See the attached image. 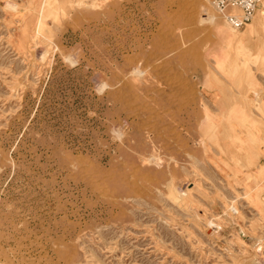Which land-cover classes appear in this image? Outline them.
<instances>
[{
  "label": "rangeland",
  "instance_id": "1",
  "mask_svg": "<svg viewBox=\"0 0 264 264\" xmlns=\"http://www.w3.org/2000/svg\"><path fill=\"white\" fill-rule=\"evenodd\" d=\"M246 29L212 0H0V264H264Z\"/></svg>",
  "mask_w": 264,
  "mask_h": 264
},
{
  "label": "crops",
  "instance_id": "2",
  "mask_svg": "<svg viewBox=\"0 0 264 264\" xmlns=\"http://www.w3.org/2000/svg\"><path fill=\"white\" fill-rule=\"evenodd\" d=\"M261 11L264 12V2H262L261 7L256 14L259 15ZM247 26H249L248 29H246ZM247 26L243 29H246L245 33L248 32L251 35H254L253 37H255V39L253 38L254 40L252 41L253 47L255 48V51L260 54V58L262 59L264 58V38L260 37H263L264 23L261 21L256 23L252 22ZM255 33H257V36H255ZM257 70L258 71L254 72V75L251 78L254 92H252L249 97L255 106L250 110V125L253 129L252 134L258 136L259 141L264 143V64L260 65ZM242 96H244V93H242ZM243 110L246 112L245 109ZM245 125L246 124H244V126ZM257 163L261 174L260 176L264 179V156H260L257 159ZM262 185L264 186V180Z\"/></svg>",
  "mask_w": 264,
  "mask_h": 264
},
{
  "label": "built area",
  "instance_id": "3",
  "mask_svg": "<svg viewBox=\"0 0 264 264\" xmlns=\"http://www.w3.org/2000/svg\"><path fill=\"white\" fill-rule=\"evenodd\" d=\"M262 2L263 0H212V5L233 30L240 31L253 21Z\"/></svg>",
  "mask_w": 264,
  "mask_h": 264
},
{
  "label": "bare ground",
  "instance_id": "4",
  "mask_svg": "<svg viewBox=\"0 0 264 264\" xmlns=\"http://www.w3.org/2000/svg\"><path fill=\"white\" fill-rule=\"evenodd\" d=\"M7 6H9V5H7ZM94 6V5H93ZM11 9L13 8L14 9V7L15 6H9ZM16 9V8H15ZM209 19H210V17H209ZM211 22V21H210ZM230 27V26H229ZM231 28V27H230ZM232 29V28H231ZM236 31V30H235Z\"/></svg>",
  "mask_w": 264,
  "mask_h": 264
}]
</instances>
